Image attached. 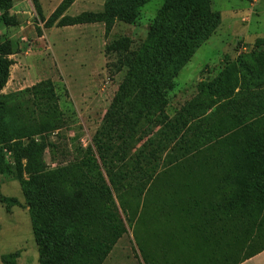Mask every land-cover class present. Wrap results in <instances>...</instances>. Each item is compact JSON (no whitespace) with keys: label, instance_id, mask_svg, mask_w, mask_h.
Instances as JSON below:
<instances>
[{"label":"trees","instance_id":"16d2710c","mask_svg":"<svg viewBox=\"0 0 264 264\" xmlns=\"http://www.w3.org/2000/svg\"><path fill=\"white\" fill-rule=\"evenodd\" d=\"M149 1L105 0L69 17L75 0H63L47 20L33 6L46 29L102 24L107 36L116 23L134 26ZM221 23L210 0H164L140 48L112 41L106 52L124 77L91 144L69 160L49 141L70 124L51 82L0 95V176L14 175L25 207L1 195L0 206L27 210L39 264H103L128 228L144 264H241L264 251V41L165 112L173 81ZM16 51L0 39V92ZM156 107L157 131L128 156Z\"/></svg>","mask_w":264,"mask_h":264},{"label":"rangeland","instance_id":"374dc122","mask_svg":"<svg viewBox=\"0 0 264 264\" xmlns=\"http://www.w3.org/2000/svg\"><path fill=\"white\" fill-rule=\"evenodd\" d=\"M35 1L47 20L63 0ZM104 1L75 0L64 15L75 17L82 13H98L103 9ZM163 1L150 0L141 9L134 26L116 23L106 36L102 24L46 29L37 16L33 0H11V7L0 11V39L11 41L17 51L9 57L13 64L0 95L21 92L43 81L51 82L60 110L70 124L51 135L49 141L57 145L58 154L69 151V160L76 155L75 149L79 145L86 149L91 144L125 74L124 71L115 72L112 67L115 58L107 54L106 48L120 38L131 41V50L140 48L148 25ZM210 2L212 9L222 16L221 26L205 45L197 49L173 81L175 86L167 94L165 107L169 116L193 99L201 84L210 83L224 64L233 67L257 40L264 41V0ZM158 113L159 108L152 109L139 123L129 138L131 150L128 156L157 131L154 119ZM23 143L28 144V140ZM58 154L56 159L62 161L61 154ZM50 159V153L44 148L43 160L53 168ZM0 195L16 199L25 207L14 175L0 176ZM11 254L17 256L13 260L15 264H39L27 210L19 207L6 210L0 206V257ZM116 263L144 264L129 228L111 251L107 262Z\"/></svg>","mask_w":264,"mask_h":264},{"label":"crops","instance_id":"0c3cea01","mask_svg":"<svg viewBox=\"0 0 264 264\" xmlns=\"http://www.w3.org/2000/svg\"><path fill=\"white\" fill-rule=\"evenodd\" d=\"M111 254V253H110ZM109 254V256H110ZM109 256L107 257V259L105 260V262L103 264H107L108 260H109ZM116 264H125V263H116ZM241 264H264V251L260 254H258L257 256L241 263Z\"/></svg>","mask_w":264,"mask_h":264}]
</instances>
